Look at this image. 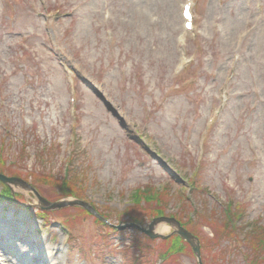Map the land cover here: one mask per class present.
Listing matches in <instances>:
<instances>
[{
    "label": "rangeland",
    "instance_id": "1",
    "mask_svg": "<svg viewBox=\"0 0 264 264\" xmlns=\"http://www.w3.org/2000/svg\"><path fill=\"white\" fill-rule=\"evenodd\" d=\"M186 1L0 0L1 172L110 217H38L16 189L20 206L0 205V264H48L44 244L55 264H199L189 245L164 262L162 239L119 230L127 211L145 227L151 212L187 215L203 264H246L264 234V0H193V32ZM68 180L79 196L63 198ZM145 189L162 199L134 201ZM227 205L242 234L227 233Z\"/></svg>",
    "mask_w": 264,
    "mask_h": 264
},
{
    "label": "trees",
    "instance_id": "2",
    "mask_svg": "<svg viewBox=\"0 0 264 264\" xmlns=\"http://www.w3.org/2000/svg\"><path fill=\"white\" fill-rule=\"evenodd\" d=\"M4 157V153L0 152V160H3ZM4 165L7 164V162H1ZM2 171V170H0ZM70 181L72 180H68L67 185L69 188L74 190V194L68 193L67 195H64L63 198L68 197L69 194H72V196H79V194L77 193L76 189H77V183L74 182V184H71ZM45 185L48 183V181L44 180ZM73 186H75L73 188ZM159 190V189H157ZM143 191V190H142ZM142 191L137 192L134 195V201L140 202L141 200H145L146 206L150 205L148 203H152V204H156L157 202H159L162 199V194L161 193H154L152 189H145L144 191V196L143 199H140L143 195ZM156 191V188H155ZM157 192V191H156ZM152 196V197H149ZM20 195H17L15 198L12 197L11 192L8 190V192L3 196V198L8 199L11 203H19L20 200ZM149 197V198H148ZM229 205H232L231 203ZM227 205L225 208L226 210L229 212V208H231V206ZM44 213V212H43ZM103 218L105 219H110V217L98 212ZM125 216H128L129 221L130 222H136V223H140L142 222V220L144 219L143 217H138L136 216L135 212H131V211H127L125 212ZM152 214H148L150 217L156 218L159 216H163L161 212H151ZM175 216V215H174ZM244 216V212L242 210H238L236 207L234 209V212H229V215H227V218H224V221L222 222L223 225L225 226L227 233L230 234V236H234V234H242L240 225H238L239 221L241 220V217ZM176 217V216H175ZM181 224L187 228L189 231H191L193 234H195L196 236H200V234L191 226V223L193 222V219H191L190 217H188L186 215L183 217H180L181 219H179L178 217H176ZM183 218H186L185 221L183 222ZM97 219V218H96ZM98 222H100V224H104L103 221L97 219ZM255 231L253 234L256 235L255 240H253L252 242H249V246H247L248 249V253L245 255L246 258V264H264V234H261L260 232H258L257 229L253 230ZM146 237V236H145ZM217 237V236H216ZM201 245H202V258L204 256V253L206 251L207 245L205 240L201 237ZM154 241V240H153ZM172 242V243H171ZM177 242L176 245H174ZM163 243L166 245H170L171 250L168 249V252H166L165 255L161 256V259L165 262L168 258H171L172 255L175 253V251H179V244L182 243L183 245H185L186 247H188V244L183 242L178 236L173 235L170 238L163 240ZM182 245V248H185ZM171 251V252H170ZM174 252V253H173Z\"/></svg>",
    "mask_w": 264,
    "mask_h": 264
},
{
    "label": "water",
    "instance_id": "3",
    "mask_svg": "<svg viewBox=\"0 0 264 264\" xmlns=\"http://www.w3.org/2000/svg\"><path fill=\"white\" fill-rule=\"evenodd\" d=\"M0 182L3 183L4 185L8 186L13 193L17 192L16 189L19 190H24V191H30L32 192L38 199L39 201V207L42 210L49 211V210H56L60 208H65L67 206H81L88 210L90 213L93 215L100 217L95 209L87 204L86 202L82 200H65V201H58L56 203H50L46 201L44 198H42L38 191L30 184L25 182L24 180L18 178V177H10L5 174L0 173ZM161 224H168L170 225L174 233L179 235L184 241L188 242L195 254V256L198 258L199 263L202 264L201 260V243L199 238L194 236L191 232H189L187 229L182 227L179 221H177L175 218H169V217H160L154 219L151 224L149 225L148 228L146 227H141L136 224H126L123 226H120L121 230H124L126 228H134L138 229L141 232L145 233L149 237L153 239H158V238H167L168 236H164L158 232V226Z\"/></svg>",
    "mask_w": 264,
    "mask_h": 264
},
{
    "label": "bare ground",
    "instance_id": "4",
    "mask_svg": "<svg viewBox=\"0 0 264 264\" xmlns=\"http://www.w3.org/2000/svg\"><path fill=\"white\" fill-rule=\"evenodd\" d=\"M168 229V227L166 226H161L159 229L160 230H165ZM48 244H44L43 247L41 248V255L44 258V260H46V262L48 264H55V261L53 259V254H52V248L48 245Z\"/></svg>",
    "mask_w": 264,
    "mask_h": 264
}]
</instances>
